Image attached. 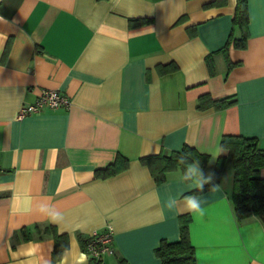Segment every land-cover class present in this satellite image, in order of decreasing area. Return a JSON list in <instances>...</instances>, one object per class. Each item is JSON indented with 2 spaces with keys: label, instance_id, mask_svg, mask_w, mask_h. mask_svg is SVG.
Returning <instances> with one entry per match:
<instances>
[{
  "label": "crops",
  "instance_id": "0c3cea01",
  "mask_svg": "<svg viewBox=\"0 0 264 264\" xmlns=\"http://www.w3.org/2000/svg\"><path fill=\"white\" fill-rule=\"evenodd\" d=\"M235 2L0 0V264H23L29 241L36 264H77L80 239L107 227L112 251L85 264H161L154 250L179 239L183 215L196 264H264V222H237L228 170L195 193V173L156 183L141 162L189 145L214 164L224 135L264 147V0H247L249 37L228 47V70ZM44 89L70 107L18 118ZM202 95L235 102L199 110ZM116 159V174L96 175ZM190 195L203 216L185 209ZM48 226L68 236L56 262L52 237L38 238Z\"/></svg>",
  "mask_w": 264,
  "mask_h": 264
},
{
  "label": "trees",
  "instance_id": "16d2710c",
  "mask_svg": "<svg viewBox=\"0 0 264 264\" xmlns=\"http://www.w3.org/2000/svg\"><path fill=\"white\" fill-rule=\"evenodd\" d=\"M142 22V20H138ZM247 0H236L235 10L232 18V29L225 45L222 47L230 70L235 64L228 58V47L233 45L236 49H245L248 34ZM239 31V36L234 37V31ZM210 64V63H209ZM235 102L232 97H225L212 100L209 95H202L197 100V109L204 110L214 108L215 110L225 109ZM219 147L225 151V155H219L214 159L212 172L213 181L198 187L194 192L206 191L216 184H219L224 172L228 170L230 177V188L227 196L231 202L232 211L237 222L241 223L251 218H257L264 222V178H260L258 172L264 167V147H260L258 140L253 137L237 135H224L220 139ZM181 157L183 161L181 162ZM117 160L108 165L105 169L96 171L99 177H108L116 174L119 169L116 167ZM211 160V156L198 152L195 148L184 145L179 151H172L168 155L162 152L141 158V162L148 168L156 183L165 181L166 174L175 170H181L184 174L188 172V166L199 162L200 167H205ZM190 173L185 176L190 178ZM189 222L187 215L179 218V239L175 242L161 241L155 248L154 253L161 264H196L194 248L189 239ZM38 238L50 235L54 245L52 250V262L58 261L62 253L68 247L67 234H59L52 226L38 232ZM29 239V236H25ZM91 237L80 239V246L86 252Z\"/></svg>",
  "mask_w": 264,
  "mask_h": 264
},
{
  "label": "built area",
  "instance_id": "2783aa9c",
  "mask_svg": "<svg viewBox=\"0 0 264 264\" xmlns=\"http://www.w3.org/2000/svg\"><path fill=\"white\" fill-rule=\"evenodd\" d=\"M71 105L69 98L58 90H41L37 98L31 103L21 106L18 118L38 113L42 108L48 107L56 109L64 107L68 109ZM91 240L87 245L86 252L94 260H100L104 253L111 252V228L107 227L103 231H95L91 235Z\"/></svg>",
  "mask_w": 264,
  "mask_h": 264
},
{
  "label": "clouds",
  "instance_id": "9594fccd",
  "mask_svg": "<svg viewBox=\"0 0 264 264\" xmlns=\"http://www.w3.org/2000/svg\"><path fill=\"white\" fill-rule=\"evenodd\" d=\"M181 162L183 161V157L180 158ZM195 166H188V172L184 174V176H188V173H195L197 178H196V183L199 185V187L202 189L203 185L205 183H208L210 181H213L214 179V174L209 173L206 178H204V174L202 169L199 167V162H194ZM185 201V209L190 212L194 213H199L201 216L204 215L205 209L201 207V201L194 195H190L184 198ZM176 206L175 201H168L167 207L169 209H172ZM53 223H58V220L56 218L53 219ZM22 251L20 254L24 255L25 257L29 258L26 259L23 264H36V262L32 259L37 252L39 245H37L33 241H29L26 246L22 245ZM15 258V257H14ZM89 259V256L87 253L81 252L79 253V259L77 261V264H85V262ZM47 264V262H46Z\"/></svg>",
  "mask_w": 264,
  "mask_h": 264
},
{
  "label": "rangeland",
  "instance_id": "374dc122",
  "mask_svg": "<svg viewBox=\"0 0 264 264\" xmlns=\"http://www.w3.org/2000/svg\"><path fill=\"white\" fill-rule=\"evenodd\" d=\"M212 168H213V164H212V163L208 164V165H207L206 167H204V168H200V169H202V171H203L204 178H206V177L208 176V174L211 173ZM196 177H197V176H196Z\"/></svg>",
  "mask_w": 264,
  "mask_h": 264
}]
</instances>
